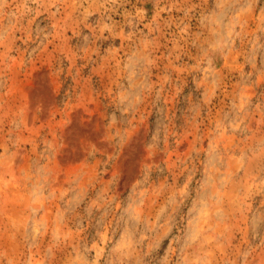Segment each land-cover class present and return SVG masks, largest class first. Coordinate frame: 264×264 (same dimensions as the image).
Wrapping results in <instances>:
<instances>
[{
    "label": "rangeland",
    "instance_id": "obj_1",
    "mask_svg": "<svg viewBox=\"0 0 264 264\" xmlns=\"http://www.w3.org/2000/svg\"><path fill=\"white\" fill-rule=\"evenodd\" d=\"M0 264H264V0H0Z\"/></svg>",
    "mask_w": 264,
    "mask_h": 264
}]
</instances>
